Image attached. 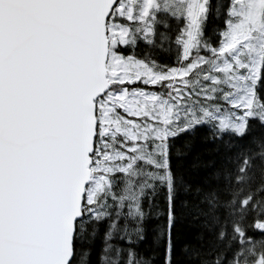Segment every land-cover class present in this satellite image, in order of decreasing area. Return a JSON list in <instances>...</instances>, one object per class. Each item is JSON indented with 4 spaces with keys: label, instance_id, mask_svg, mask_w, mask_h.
Here are the masks:
<instances>
[{
    "label": "snow or ice",
    "instance_id": "snow-or-ice-1",
    "mask_svg": "<svg viewBox=\"0 0 264 264\" xmlns=\"http://www.w3.org/2000/svg\"><path fill=\"white\" fill-rule=\"evenodd\" d=\"M157 250L264 264V0H0V264Z\"/></svg>",
    "mask_w": 264,
    "mask_h": 264
},
{
    "label": "trees",
    "instance_id": "trees-1",
    "mask_svg": "<svg viewBox=\"0 0 264 264\" xmlns=\"http://www.w3.org/2000/svg\"><path fill=\"white\" fill-rule=\"evenodd\" d=\"M167 59V58H165ZM174 59V57H173ZM170 62V61H169ZM203 131V130H201ZM211 145H204L201 143H197L195 146V151H193L192 155L195 156L197 153H200V161L201 163H207L210 162L214 157L210 151L211 149ZM177 148H179L181 151H188V148L186 147L184 141H180L177 143ZM211 171V169H204L201 168L199 170V172H194L193 173V181L194 182H198L200 179H202L205 175H207L209 172ZM159 204H163V199L162 197L158 200ZM159 222V221H157ZM181 227V232H180V240L181 241H185V240H189L192 239L196 233L199 231V224L192 218L187 219L184 224ZM145 249H149V248H156V244L153 242V238L151 237V235L149 236V240L148 242L145 243V245L143 246ZM179 247V245H178ZM150 257H153L155 260V264H161V256H162V252L157 250V251H153L149 253ZM95 259V258H93Z\"/></svg>",
    "mask_w": 264,
    "mask_h": 264
}]
</instances>
